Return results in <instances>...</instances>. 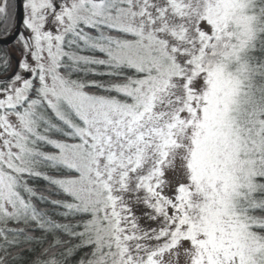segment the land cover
<instances>
[{"label":"snow or ice","instance_id":"obj_1","mask_svg":"<svg viewBox=\"0 0 264 264\" xmlns=\"http://www.w3.org/2000/svg\"><path fill=\"white\" fill-rule=\"evenodd\" d=\"M0 264H264V0H0Z\"/></svg>","mask_w":264,"mask_h":264}]
</instances>
